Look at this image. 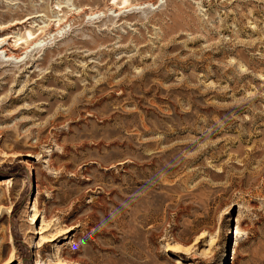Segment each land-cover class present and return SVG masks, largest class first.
Masks as SVG:
<instances>
[{
    "label": "rangeland",
    "instance_id": "374dc122",
    "mask_svg": "<svg viewBox=\"0 0 264 264\" xmlns=\"http://www.w3.org/2000/svg\"><path fill=\"white\" fill-rule=\"evenodd\" d=\"M132 2L0 0V264H264V0Z\"/></svg>",
    "mask_w": 264,
    "mask_h": 264
},
{
    "label": "bare ground",
    "instance_id": "6f19581e",
    "mask_svg": "<svg viewBox=\"0 0 264 264\" xmlns=\"http://www.w3.org/2000/svg\"><path fill=\"white\" fill-rule=\"evenodd\" d=\"M109 5L111 6V9L114 10V12L118 11V13L120 14L122 12H125V10H132V9H137V8H141V7H151L152 4H150V3H143V4H141V6H138L136 3L132 2V0H109ZM91 17H93V16L90 14L89 15V18H91ZM33 35H34V32L27 31V32L24 33V35L21 38L18 37L19 38L18 40H22L23 39L25 42H28L29 39ZM2 43H3V41H0V45H2ZM40 46L41 45H40V42L39 41L29 42L27 44V46H26V48H27L26 51H24L25 52V56L16 57L14 55H9L5 59V61H12L14 63L21 62V61H23L26 58L27 53H29V51L35 50L37 48L40 49ZM5 56H7V55H5ZM53 240H54V238L53 239L44 240V242H49V241H53ZM58 262H59L58 264H67L66 261H63V260H60V259H58ZM177 263L178 264H191V263H181L178 259H177Z\"/></svg>",
    "mask_w": 264,
    "mask_h": 264
}]
</instances>
